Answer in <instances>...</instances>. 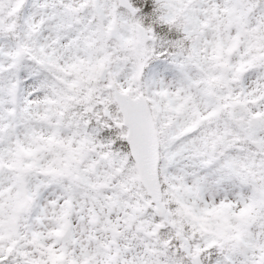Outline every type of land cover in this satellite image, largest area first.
<instances>
[{
  "label": "clouds",
  "instance_id": "obj_1",
  "mask_svg": "<svg viewBox=\"0 0 264 264\" xmlns=\"http://www.w3.org/2000/svg\"><path fill=\"white\" fill-rule=\"evenodd\" d=\"M152 4L0 0L4 264H264V0Z\"/></svg>",
  "mask_w": 264,
  "mask_h": 264
},
{
  "label": "snow or ice",
  "instance_id": "obj_2",
  "mask_svg": "<svg viewBox=\"0 0 264 264\" xmlns=\"http://www.w3.org/2000/svg\"><path fill=\"white\" fill-rule=\"evenodd\" d=\"M47 5H45L46 7ZM138 6L143 8L145 13H151L153 4L152 0H138ZM3 28V24L0 23V29ZM127 120L129 128L133 132V143L134 146L141 152L147 153L150 148L151 141V129L150 124L147 121L145 115L136 109L135 107H129L127 110ZM3 117L0 115V129H2ZM49 252L52 253L53 260L52 264H56V260H62L63 256L57 254L52 249H49ZM9 253H11V249H9ZM3 253H0L2 256ZM0 264H4V261L0 259Z\"/></svg>",
  "mask_w": 264,
  "mask_h": 264
}]
</instances>
